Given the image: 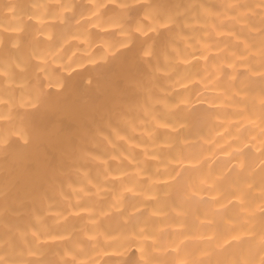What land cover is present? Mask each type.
<instances>
[{
  "label": "bare ground",
  "instance_id": "obj_1",
  "mask_svg": "<svg viewBox=\"0 0 264 264\" xmlns=\"http://www.w3.org/2000/svg\"><path fill=\"white\" fill-rule=\"evenodd\" d=\"M0 264H264V0H0Z\"/></svg>",
  "mask_w": 264,
  "mask_h": 264
}]
</instances>
